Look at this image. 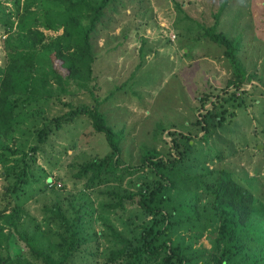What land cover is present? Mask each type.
<instances>
[{
  "label": "trees",
  "instance_id": "1",
  "mask_svg": "<svg viewBox=\"0 0 264 264\" xmlns=\"http://www.w3.org/2000/svg\"><path fill=\"white\" fill-rule=\"evenodd\" d=\"M111 4L112 0H0V31L6 35L0 76V166L4 180L0 264H17L9 255L17 240L23 244L19 259L30 256V264H98L103 252L109 264H264V198L231 169L185 173L180 163L190 155L191 135L174 137L178 156H164L147 148L140 168L121 165L124 128L116 131L111 126L104 110L108 97L99 95V75L95 73V34ZM226 4L227 0L214 14L215 22L205 28V35L226 47L234 73L228 87H240L252 76L238 64L242 41L218 29ZM39 27L62 33L47 41ZM77 89H86L91 101L76 102L72 94ZM207 94L200 98L202 106L215 97ZM214 99L218 102L221 96ZM212 106L195 122L205 131L200 138L203 141L211 136L215 119V123L224 119L218 113L216 117L215 101ZM89 125L111 150L78 166L75 177L84 180L87 187L123 181L125 172L133 174L148 167L145 184L137 191L116 187L107 192L112 198L106 203L109 212L117 214L136 204L150 219L130 236L108 225L106 232L113 244L106 251L101 249L102 233L88 229L92 215L89 203L77 206L69 199L72 216L63 209L61 199L46 208L65 228L57 241L48 229L39 224L31 227L24 218L28 199L41 190L35 183L41 184L47 175L39 163L40 155L45 154L51 163L47 146L58 153L66 151L65 147L56 149L52 138H67L66 133L74 135L81 126L89 135ZM19 130L25 140L14 146L10 143ZM28 141L32 145L27 148ZM50 181L44 189L54 192L56 183ZM204 237L210 247L201 242Z\"/></svg>",
  "mask_w": 264,
  "mask_h": 264
},
{
  "label": "rangeland",
  "instance_id": "2",
  "mask_svg": "<svg viewBox=\"0 0 264 264\" xmlns=\"http://www.w3.org/2000/svg\"><path fill=\"white\" fill-rule=\"evenodd\" d=\"M225 2L112 0L107 18L94 39L98 92L102 97H110L105 101L108 112L104 110L111 126L116 131L124 128L120 162L123 167L140 168L143 150L147 148H155L164 156H178L174 137L185 133L193 137L190 155L180 163L185 173L195 175L207 168L231 169L236 176L249 181L254 191L264 198V0H227L220 18L219 31L242 41L237 53L238 64L252 79H247L240 87H228L225 81L233 73L225 55L226 47L206 39L200 30L214 24V14ZM39 28L46 34L47 41L62 33V30ZM5 37L0 31V76L6 56ZM142 38L149 39V43L142 44ZM145 51H154L151 58ZM211 58H215L226 77L222 78L220 87L212 81L216 71ZM208 69H212L209 74ZM196 91L199 93L194 100ZM207 93H214L216 98L221 96L220 101L214 97L202 106L199 95ZM72 96L76 102L91 101L86 89H77ZM214 101L217 105L215 115L218 113L219 118L224 119L221 123L220 119L215 123V119L211 136L203 141L200 138L205 131L195 122L199 115L213 107ZM24 129L22 127V131L27 132ZM85 129L81 126L74 135L66 133L67 138H52L56 149L65 147L66 151L58 153L47 146L51 163L45 159V154L40 155L39 163L47 175L41 179V184L35 183L41 190L28 199L24 218L31 227L39 224L48 229L57 241L65 228L46 208L61 199L63 209L72 216L69 199L77 206L89 203L92 215L88 229L102 233L101 249L106 251L113 244L106 232L108 225L130 236L138 232L141 223L150 219L136 204L128 205L125 211L117 214L109 212L106 203L112 198L107 192L116 187L137 191L145 184L148 167L133 174L125 172L123 181L110 180L87 187L84 180L75 177L78 166L86 160L104 156L111 148L101 136L94 134L90 125L89 135ZM22 131H18L10 144L17 146L25 140ZM30 141L27 148L32 145ZM1 172L0 166V196L4 190ZM48 181L56 183L54 192L51 188L44 189ZM201 242L206 247L211 246L206 237ZM22 245L20 240L14 241L9 255L17 264H30V256L18 257ZM98 264H109L105 252Z\"/></svg>",
  "mask_w": 264,
  "mask_h": 264
},
{
  "label": "crops",
  "instance_id": "3",
  "mask_svg": "<svg viewBox=\"0 0 264 264\" xmlns=\"http://www.w3.org/2000/svg\"><path fill=\"white\" fill-rule=\"evenodd\" d=\"M222 16V15H221ZM221 16H220V18H221ZM214 18V22H215V17H213ZM221 21V20H220ZM219 21V22H220ZM220 25V24H219ZM234 26H236V24H234ZM218 29H219V27H218ZM157 30V29H156ZM160 30V29H159ZM200 30H203V37H205L206 39H208L209 37L208 36H206L205 35V26L204 27H201L200 28ZM222 31V30H221ZM158 32V31H157ZM150 33H151V31H150ZM172 38V37H171ZM143 39V38H142ZM175 39V38H174ZM174 39H172V40H174ZM210 39V38H209ZM192 40H194L193 38H192ZM241 40V39H240ZM161 41H162V39H161ZM149 43V39H148V41H147V39H143V42H142V44L143 43ZM215 42V41H214ZM163 43H164V41H163ZM217 43V42H216ZM166 44V43H165ZM164 44V45H165ZM217 44H219V43H217ZM220 45V44H219ZM141 49V48H140ZM157 49H159V48H157ZM156 49V50H157ZM162 49V48H161ZM149 50H151V48L149 49ZM141 51H142V49H141ZM154 52V51H153ZM153 52H149V51H145V54H146V56H149V58H151V55L153 54ZM150 53V54H149ZM142 56H144V54L142 55ZM204 57H206V59H207V56H204ZM221 59V58H220ZM229 61V60H228ZM210 62L213 64V69H214V71H216V73H215V76H211L212 77V81L213 82H217L216 84H218V86L217 87H220L221 86V84H222V80L223 79H225L226 77H225V75H223L224 73V71H222V69L220 68V65L217 63V61L215 60V58H211L210 59ZM230 65H231V63H230ZM231 67H232V65H231ZM212 69H208V73L207 74H209V71H211ZM232 70H233V67H232ZM233 72V71H232ZM226 74V76H227V73H225ZM224 76V77H223ZM234 76V73H232V75L230 76V77H228V78H226L225 79V81L226 82H228L227 84H229L232 80H233V77ZM132 78H133V75H132ZM223 78V79H222ZM204 91H206V90H204ZM201 93L203 92V91H200ZM198 91H196V96H195V99L194 100H196V97H198ZM199 97L201 98V95H199ZM108 100L110 99V97H108L107 98ZM105 110L108 112V108H106V106H105ZM110 113V112H109Z\"/></svg>",
  "mask_w": 264,
  "mask_h": 264
},
{
  "label": "built area",
  "instance_id": "4",
  "mask_svg": "<svg viewBox=\"0 0 264 264\" xmlns=\"http://www.w3.org/2000/svg\"><path fill=\"white\" fill-rule=\"evenodd\" d=\"M173 38H175V34L173 35ZM59 186H61V184Z\"/></svg>",
  "mask_w": 264,
  "mask_h": 264
}]
</instances>
